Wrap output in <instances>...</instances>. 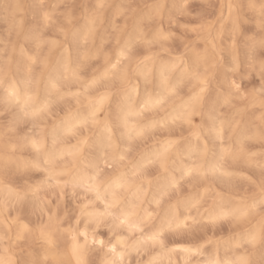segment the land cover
<instances>
[{"label": "snow or ice", "instance_id": "6c2138e0", "mask_svg": "<svg viewBox=\"0 0 264 264\" xmlns=\"http://www.w3.org/2000/svg\"><path fill=\"white\" fill-rule=\"evenodd\" d=\"M104 7L102 2L97 5L98 9ZM165 7L159 3L145 4L144 8L148 11L140 13L133 31L128 33L122 43L117 34L115 62L111 57H106L105 62L110 68H106L102 76L93 78L84 87L86 93L88 88L96 86L101 80H107L113 84L119 82L121 87L127 88L119 105L121 115L115 122L102 121L98 115L109 98L106 94L90 100L86 114L79 111L67 114L54 125L50 134L43 129L36 131L39 126L37 122L52 114L54 106L62 102L66 95L77 98L81 95L80 92H71V85L80 80V73L79 67L73 68L69 61L62 65V71L57 68L48 72L43 81L44 98L42 101L37 99L33 88L39 92L41 80L32 76L33 66L39 61L47 67L46 58L40 59L42 31L29 30L24 34L25 40L37 41L34 55L28 56L23 48L20 49L28 60L26 78L21 81L9 80L10 59L0 65L4 103L19 107L25 117L32 118L34 124L32 133L22 137L15 135L19 119L7 126L3 132L5 144L4 150L0 152V168L5 174L13 166L17 171L43 173V179L38 184L24 189L13 188L0 180V222L7 221L4 213L10 204L23 203L29 198L39 200V193L45 189L58 188L63 195L65 189L70 187L74 195L78 190L83 193L78 212L73 218L66 219L67 212L64 217L59 216L48 209L43 201L40 210L47 215L46 221L41 219L37 224L30 225L19 217L14 218L11 223L17 228V239L27 235L36 240L42 253L33 254L23 262L12 257L0 258V264H132L131 257L134 254L140 256L145 253L150 257L145 264H165V261L167 264H249L247 257L242 255H237L235 259L209 255L203 261L194 260L204 255L205 243H210H199L192 234V224L198 223L193 212L200 213L209 190L204 188L200 194H185L183 190L185 187L199 188L209 177L232 176L233 171L225 167L228 160H244L260 169L258 192L250 203L246 202L242 207L229 209L222 205L214 206L208 210L206 223L216 224L227 219L243 221L259 216L258 227L241 233L232 247L237 249L245 244L264 242V0H248L247 7L256 17L257 32L252 35L241 31L239 15L235 18L232 16L238 6L231 2L226 5L228 17L224 16L225 5L221 4L220 15L209 19L212 14L207 10L210 5H206L196 13L198 23H180L179 17L189 15V5L187 0L173 3L175 15L168 17L169 23L178 24L185 32L195 33L196 40H203V54L192 41L186 45L195 53L192 63L183 56L162 61L158 68V87L161 90L154 95H147L141 101L138 88L129 84L130 76L124 61L131 62L137 57L135 50L141 46L149 53L153 52L155 46L167 51L166 44L175 33L159 26L163 24ZM41 8H44L43 4ZM125 11L120 9L117 14L123 16ZM51 19L52 14L45 11V27ZM226 19L231 20L232 39V66L228 71L237 73L241 66L240 53L237 52V45L241 44L247 66L259 77V86L245 92L242 85L232 79L228 89L218 91L216 98L206 106L205 96L210 78L222 67L221 61L214 56L209 64V47L214 53L216 42L222 41ZM12 20L13 26H16L15 16ZM68 23H71L70 18ZM88 23V32L83 36L85 43L95 30L96 17L90 18ZM19 27L23 29L22 24ZM60 31L65 29L61 27ZM116 31L119 33V29ZM79 34V30L74 31L73 38ZM53 43L59 45L58 41ZM149 62L153 63L151 72L143 70ZM137 67L146 84L157 71L153 55L137 59ZM176 70H181L182 76L178 82L172 83L169 74ZM185 80L194 82L193 92L187 99H182L168 120L162 123L153 121L147 125L137 122L135 118L162 108L170 97L177 96L179 85ZM238 100L247 101V106H258L261 114L259 124L245 127L237 133L240 122L235 117L244 111L236 103ZM224 109H231V116ZM197 116L201 117L199 125L193 123ZM205 119L207 126L204 124ZM183 125L194 129L192 139L186 140L183 147L180 140L170 139L164 147L141 160L129 159L133 143L143 138L149 130ZM89 128L99 130L94 140L81 133L82 129ZM68 137L76 138L77 143L65 149L63 145ZM250 142L259 145V153L250 151ZM28 148L34 153L33 158L18 155ZM173 154L176 159H172ZM66 156L72 158L74 165L79 162L83 166L74 171L60 168L59 163ZM149 167H158L160 170L151 179L147 171ZM5 226L8 227V224L5 223Z\"/></svg>", "mask_w": 264, "mask_h": 264}, {"label": "rangeland", "instance_id": "374dc122", "mask_svg": "<svg viewBox=\"0 0 264 264\" xmlns=\"http://www.w3.org/2000/svg\"><path fill=\"white\" fill-rule=\"evenodd\" d=\"M8 1L12 2L14 0H0V64L3 65L6 60L10 59L11 64L13 63L14 67H16L15 62L19 58L16 50L19 48V46L25 49L26 52L30 54L32 53L34 55L37 52V42L33 40L31 42L28 40L24 41V34L29 30L42 31L43 35L39 41L41 48L40 59L43 60L46 58L48 66L45 67L44 64L40 63L39 61L33 66L34 71L32 76L34 78H39L40 80L42 79L39 93L35 87L33 88V92L36 94L38 100H42L44 97L43 81L46 80L48 72L59 68L61 57L66 51L69 61L72 65L79 62L78 67L80 80L72 83L71 92H80L81 95L79 98L74 95H66L62 102L54 106L52 114L37 122L39 126L36 127V131L43 129L45 133L50 134L54 125H56L67 114L76 113L77 111L85 114L90 100L97 99L101 95L103 96L106 94L109 95V98L103 105L104 108H102V113L104 116L106 115L105 117H107L111 122L115 121V112L119 108L127 88L121 87L119 82L113 84L112 81L107 80H101L96 86L88 88L86 93L84 91V87L93 78L99 77L100 72L104 67V63H106L105 58L111 57L112 59L114 56L117 50V34L120 35L121 42H123L127 34L133 31L132 29L134 28L140 13L142 11H148V9L144 8L145 4L159 3L166 6L163 9V24L159 26H162L165 30L174 32L175 36L167 42V51L160 50L159 46H155L153 52L149 53L146 49L143 50V47L141 46L135 50L137 57H135L131 62H124V65H127L128 72L130 73L129 84L133 87L137 86L139 96L146 89L153 90L155 86V78L152 77L150 82L146 84L144 80L136 75L135 69L137 67V59L142 60V56L144 55H153L155 61H167L176 56H183L185 60H187L189 63H192L193 51L190 48H186V45H189L192 41H195L198 50L202 52V54L205 47L203 40H196L195 33L185 32L179 27L178 24L169 23L168 17L170 15H175V9L172 8L171 3H183L184 0H18L21 5L19 10L12 9V5L8 4ZM101 2L105 5V7L103 9H98L97 5ZM229 2L238 6L233 10L232 16L235 18L237 15H239L241 31L248 35L256 33V17L253 11L247 7L248 0H187L189 5V15L179 17L180 23H198L199 21L197 19L196 13L202 8L206 7V5H210L207 10L212 14L209 19H215L220 15L221 4L225 5L223 12L224 16L228 17V9L226 5ZM41 4L44 5L43 9L41 8ZM7 5L9 7L6 9ZM52 5H55L56 7L53 8ZM120 9L126 10L125 15L121 16L117 14ZM45 11L52 14V19L46 27L43 24V14ZM13 16H15L16 26H13ZM93 16L96 17L97 23L94 30L95 33L93 32L94 34H92L91 38H88L87 43H85L84 39L81 38V35L88 18L90 19ZM69 18L71 19L70 24L68 23ZM20 24L23 25V29L19 27ZM224 24L225 31L222 41L218 40L216 42L217 48L215 52L213 53L211 47H209L208 55L212 58L214 56L216 59L220 60L222 67H220L215 75L210 78L208 91L205 96L206 106L211 103L221 87L222 89H226V87H228L229 82L232 79H235L238 83H240L242 85V89L245 92L259 86V77L247 66V61L242 54L243 49L241 44L237 45V52L240 53L241 66L237 73H231L228 71V68L232 66V58L229 52L232 46L230 33L231 20L226 19ZM61 27H63L65 31H60ZM217 27H219V24ZM116 29H119V33L116 31ZM76 30H79L80 34L74 39L72 33ZM57 41L59 42L58 46L53 43ZM5 45H7V54H5ZM95 49H98L99 51L97 52V55L96 53H92ZM87 51H91V53L88 54ZM90 54L93 55L90 56ZM211 60H209V64L211 63ZM11 64L10 74L14 75L13 77H16L15 72L16 69L18 72L19 68H14L13 64ZM22 70L23 69L20 67V72L17 75L18 78L23 76L22 72L24 71ZM177 71L178 70L173 71L174 79H178L177 77H179L176 76ZM41 73H43V75H41ZM10 74L9 77L11 76ZM193 88L194 82L185 80L184 83L179 85L178 95L175 96V98L170 97L162 108L145 112L141 119H139V122L145 125L150 124L153 121L160 122V119L165 117L170 112L171 108L179 106L182 99H187V97L192 94ZM67 91L68 89L66 87L65 92L67 93ZM3 97L4 91L0 87V136L2 143L5 144L3 132L12 121L16 119L20 120L15 133V135L19 137H22L26 134H31L34 124L32 118L25 117L23 111L19 107H16L15 105H6L3 101ZM236 103L240 105V107L244 108V111L240 112L235 117V119L240 122L237 128L243 125L245 127H250L260 123L259 118L261 110L258 106H247L248 102L245 100H238ZM166 104H169L168 107ZM223 111L227 112L229 116H231V109H224ZM193 123L195 125L201 124V117H195ZM204 124L207 126L206 119L204 120ZM98 131V129L89 128L87 130L82 129L81 133L83 136L89 137L90 140H94L98 134ZM192 131H194V129H190L187 125L172 127L171 129L160 127L151 129L144 135L143 138L138 139L133 143L132 151L129 154V159L132 161H138L140 157L146 154V152L150 153L153 150L159 148L161 144L172 139V137L173 140H180L181 147H183L186 140L192 139ZM117 135H119V132H117ZM66 141V144L63 145L65 149H68L71 145L77 143V139L74 137H68L66 138ZM4 144H2L0 152L4 150ZM50 144L51 139H49V145ZM249 149L250 151L257 153L260 151L259 145L252 144L251 142L249 144ZM19 153L18 155L29 159L33 158L34 156L33 152H31L29 148ZM65 160L67 161V159H64L63 162ZM243 161L244 160L239 162L232 161L231 163V161L228 160L226 162L225 167L234 173L232 177L227 180V182L221 177H219V179L215 177H209L207 182L199 188L188 189L185 187L183 191L185 194L188 192H198L204 185L210 184L209 187L210 190H212L210 192L213 195L218 194L226 198L237 195V197H240L250 203L252 197L258 192L257 185L261 179L260 169L256 167L254 163L250 164L247 161ZM63 162L61 161L59 163V167L63 166ZM13 170H8L5 174L7 177L5 175L4 176L7 178V181L13 183L18 189H24L29 185L38 184L43 179V176L37 171L25 172L14 170L13 172ZM9 171L11 172L9 173ZM147 171L148 174L150 173L149 178L151 179V177H153L154 174L156 176L160 170L158 167H149ZM82 195L83 193L79 192V190L77 194L74 195L70 187L65 189L63 195L58 188L45 189L39 193V200H33L32 198H29L23 203L10 204L11 206L9 205V208L4 214L9 219L19 215L18 217L26 218L30 224L35 225L41 219L45 221L47 220V215L42 213L40 210L41 201H43L46 202L48 209L56 212L59 216L64 217V214L67 212L68 216L66 219H69L71 217L73 218L78 212V204L81 202ZM259 220L260 217L255 216L254 218H249L248 220H244L241 223L236 220L227 219L217 222L216 224H209L206 223V221L204 222V220H200V222L196 224H192V222H190V224L194 225L192 226V233L197 238V242H199V238L202 234H206V236H210L212 238L213 243L215 244L221 242L222 240L225 242L234 239L238 234L243 233L254 224L259 223ZM14 227V224H11L9 235H7L6 238H0V248L3 246V248L8 250L7 253L10 256L18 261L23 262L30 259L37 249L38 251L36 253H39L41 247H39V242L34 239L30 240L24 237L20 240L12 237L14 236L13 233L15 232ZM33 241L34 243H37L34 244ZM26 243L28 245H26ZM208 244H206V253L210 254L211 244ZM259 250L260 252L262 250L260 246H249L246 244L244 248L240 247L235 251L244 253L248 256L250 255L252 260L255 258L254 261L250 260L249 263L255 264V260L257 258L256 256L260 254ZM31 253L33 254L31 255ZM149 258L150 257L147 253L140 256H136L134 254L131 257V261L132 264H145ZM201 259L202 256L199 258H194V260L199 261H201ZM260 261L261 260H259L257 263L264 264L263 261Z\"/></svg>", "mask_w": 264, "mask_h": 264}, {"label": "bare ground", "instance_id": "6f19581e", "mask_svg": "<svg viewBox=\"0 0 264 264\" xmlns=\"http://www.w3.org/2000/svg\"><path fill=\"white\" fill-rule=\"evenodd\" d=\"M3 3V2H2ZM174 2H172L171 3V5L173 4ZM8 4H11L12 5V9H14V10H19L20 8H21V5H20V2L18 1V0H14V1H12V2H9L8 1ZM4 5H6V4H4ZM8 6V5H7ZM17 6H19V7H17ZM8 19V18H7ZM89 18H88V20H87V22H86V24H85V27H84V30H83V33H82V35H81V38L83 39V36H84V34L85 33H87L88 32V28H89ZM97 25V23H95V26ZM80 29V28H79ZM133 30V29H132ZM95 33V32H94ZM93 33V34H94ZM128 35V34H127ZM92 36V35H91ZM91 36H89V38H91ZM127 38V36L125 37V39ZM24 41H27V40H24ZM33 41H35V40H33ZM31 42V41H30ZM35 42H37V41H35ZM75 42V41H74ZM122 43V42H121ZM170 43V42H169ZM182 44V43H181ZM51 45V44H50ZM24 47V46H23ZM228 48V47H227ZM20 49H21V47L19 46V48H17V54H18V56H19V58L16 60V62H15V66L16 67H14V64H13V67L14 68H19L20 69V67L23 69L22 71H24V72H22L21 74L23 75L22 77H20V78H18L17 77V75L19 74V69H18V72H17V69H16V77H13L14 75H11L10 77H9V80H16V81H21V80H23L24 78H26L27 76H28V69H27V66H28V60H27V58H26V55H23V54H21V51H20ZM86 49V48H85ZM173 49V48H172ZM63 50V49H62ZM143 50H144V48H143ZM161 50V49H160ZM171 50V49H170ZM24 52L28 55V56H30V55H33L32 53L30 54V53H28V52H26V50L24 49ZM88 52V51H87ZM97 52H99L98 51V49L96 50H93V54H95L96 53V55H97ZM116 52H117V50H116ZM116 52H115V54H114V56L112 57V60H113V62H115V58H116ZM191 52V51H190ZM229 52H230V56H231V58H232V50H229ZM89 53H91V51L90 52H88V54ZM193 53V57H192V62H193V60L195 59V53L194 52H192ZM93 54H90V56L91 55H93ZM201 54H202V52H201ZM62 55V54H61ZM139 56V55H138ZM209 56V55H208ZM213 56V55H212ZM141 57V56H140ZM143 57V56H142ZM177 57V56H176ZM52 58V57H51ZM105 58V57H104ZM211 58L212 57H210L209 56V60H211ZM232 60V59H231ZM58 61V60H57ZM137 61V60H136ZM168 61V60H167ZM67 62H69V58H68V55H67V51L65 52V54L61 57V61H60V66H59V69L62 71L63 69H62V65L64 64V63H67ZM124 62H128V61H124ZM162 61H155V67H156V69H157V71L155 72V74H153V75H151L150 76V79L152 78V77H154L155 78V86H154V88H153V90H149V89H146V90H144L142 93H141V95L139 96L140 97V99H141V101L147 96V95H149V94H156L158 91H160L161 89L158 87V85H159V74H158V68H159V65H160V63H161ZM4 63V62H3ZM79 63V62H78ZM78 63L77 64H74V65H72V67L73 68H77L78 67ZM230 63V62H229ZM11 64V65H12ZM1 65V64H0ZM129 65H131V64H129ZM230 65V64H229ZM48 66V65H47ZM55 66V65H54ZM133 67V66H132ZM54 68V67H53ZM106 68H110V65H108V64H106V63H104V67L102 68V70H101V72H100V75H99V77L100 76H102V74L105 72V70H106ZM128 68V67H127ZM131 68V67H130ZM50 69H51V67H50ZM152 69H153V63L152 62H149L148 63V65H147V68L146 69H143V70H145V71H149V72H151L152 71ZM49 71V70H48ZM132 73V72H131ZM135 73H136V75L137 76H139L142 80H144V78L142 77V76H140L139 75V71H138V67H136V69H135ZM130 74V73H129ZM176 76H179V77H177L178 79H174L173 78V72L172 73H170L169 74V79H170V81L172 82V83H176V82H178L179 81V79L181 78V76H182V71L181 70H178L177 71V75ZM37 77V76H36ZM42 80V79H41ZM131 82V81H130ZM150 82V81H149ZM230 83V82H229ZM82 84V83H81ZM138 84H139V82H138ZM223 84V83H222ZM139 86V85H138ZM112 87V86H111ZM134 87H137V86H134ZM2 89H3V87H1ZM124 88V87H123ZM152 88V87H151ZM228 89V87H226V89H222V87H221V89L219 90V91H226ZM196 90H198V88L196 89ZM3 91H4V89H3ZM39 93V92H38ZM5 94V93H4ZM216 95H217V93H216ZM216 95H215V97L213 98V100L216 98ZM102 96V95H101ZM109 96V95H108ZM44 98V97H43ZM175 98V97H174ZM38 99V98H37ZM43 100V99H42ZM41 100V101H42ZM173 100V99H172ZM181 100V99H180ZM179 100V101H180ZM212 100V101H213ZM178 101V102H179ZM176 103V102H175ZM209 103V102H208ZM178 104V103H177ZM167 105V104H166ZM169 105V104H168ZM168 105H167V107H168ZM180 106V105H179ZM179 106H176V107H173V108H171V110H170V112L165 116V117H163L162 119H160V123L161 122H164L165 120H168L169 118H170V116H171V114L173 113V111L175 110V109H177ZM104 108V107H103ZM87 111H88V108H87ZM87 111H86V113H87ZM112 111V110H111ZM110 112V111H109ZM85 113V114H86ZM98 115H99V117H100V119L102 120V121H110L107 117H105L104 115H103V113H102V111L100 112V113H98ZM121 115V113H120V108H118L117 110H116V112H115V121H117L118 120V118H119V116ZM108 116V115H107ZM143 116V115H142ZM141 116V117H142ZM141 117H138V118H135L136 120H137V122L138 123H140L139 121V119H141ZM111 119V118H110ZM114 121V122H115ZM242 121V120H241ZM111 122V121H110ZM140 124H142V123H140ZM239 126V125H238ZM248 126V125H247ZM243 128H245V126L243 125V126H241V127H238L237 128V133L241 130V129H243ZM31 129V128H30ZM121 131H123V129H121ZM185 131V130H184ZM172 139H173V137H172ZM175 139V138H174ZM167 142V141H166ZM166 142H164L163 144H161L160 145V147L159 148H157V149H155V150H153L152 152H150V153H147L146 152V154H144L142 157H147V156H149L151 153H153V152H155V151H157V150H159V149H161L162 147H164L165 146V144H166ZM2 144H4V143H2V140H1V136H0V148L2 147ZM125 144H127V141L125 140ZM4 147V146H3ZM30 149V148H29ZM31 150V149H30ZM31 152H32V150H31ZM20 154V153H19ZM34 154V153H33ZM67 157V156H66ZM65 157V159H67V161L65 160L64 162H63V166L62 167H60V168H67V169H70V170H72V171H74L76 168H78V167H82L83 165L82 164H80L79 162H77L75 165L73 164V161H72V158L71 157H67L66 158ZM142 157H140L139 158V160H141V158ZM172 159H176V157H175V155L173 154V156H172ZM229 161H231V163H232V160H229ZM242 161V160H241ZM244 162V161H243ZM246 162V161H245ZM230 164V163H229ZM10 169H14V170H16V168L13 166V167H11ZM9 169V170H10ZM14 170H13V172H14ZM17 171V170H16ZM157 171V170H156ZM231 171V170H230ZM11 171H9V173H10ZM38 172V171H37ZM42 176H43V173H41V172H39ZM157 173V172H156ZM150 174V173H149ZM5 172L3 171V169L2 168H0V180H4L5 182H7V183H9L10 184V186L11 187H13V188H16L15 186H14V184L13 183H11V182H9V181H7V178H5ZM154 176H155V174H154ZM153 176V177H154ZM7 177V176H6ZM150 177V176H149ZM153 177H151V178H153ZM232 176H224V177H221V178H224L225 180H226V182H227V180H229L230 178H231ZM28 178V177H27ZM65 178H67V177H65ZM12 179V178H11ZM219 179V178H218ZM223 180V179H222ZM36 185V184H35ZM209 185L210 184H206V185H204L198 192H195V193H198V194H200V193H203L204 192V188H207L209 191H208V193H207V196H206V200H205V202H204V204H203V207L200 209V213L198 214V213H196L195 211L193 212V216L196 218V220H198V222H200V220H204V222L206 221V217H207V215H208V210H211V209H213V207L215 206V207H219V206H224V207H226V208H229V209H231V208H237V207H242L247 201H245L244 199H242V198H240V197H237V195L236 196H232V197H229V198H226V197H223V196H220V195H218V194H216V195H213L210 191H212V190H210V187H209ZM28 186V185H27ZM213 187V186H212ZM212 189H214V188H212ZM190 191V190H189ZM216 191V190H215ZM213 193H214V191H213ZM221 193V192H220ZM240 195V194H239ZM229 196V195H228ZM209 198H211V199H209ZM60 199V198H59ZM49 203V202H48ZM247 203H249V202H247ZM26 204V203H25ZM11 206V205H10ZM58 206V205H57ZM20 208V207H19ZM9 211V210H8ZM20 211V210H19ZM17 212V211H16ZM23 213V212H22ZM38 213V212H37ZM12 214H13V212H12ZM16 214V213H15ZM10 215V214H9ZM23 215V214H22ZM63 215V214H62ZM65 215V214H64ZM6 216V215H5ZM14 216V215H13ZM19 216V215H18ZM18 216H14V218H17ZM20 216H21V214H20ZM74 216V215H73ZM27 217V216H26ZM30 217V216H29ZM62 217V216H61ZM14 218H8L7 219V221L6 222H0V238H6L7 237V235H9V233H10V231H9V227H11V221L14 219ZM72 218V217H71ZM19 219L22 221V222H24V223H29V221L26 219V218H22V217H19ZM249 219V218H248ZM247 219V220H248ZM237 221V220H236ZM244 221V220H243ZM243 221H238V222H243ZM191 222V221H190ZM189 222V223H190ZM5 223H7L8 224V227H6L5 226ZM202 224H204V223H202ZM254 224V223H253ZM30 225H32V224H30ZM205 225V224H204ZM15 226V225H14ZM192 226H194V225H192ZM255 227H258V223H256V224H254L253 226H251L249 229H251V228H255ZM14 228H15V232H14ZM13 228V234H14V236H12V237H14L15 239H17V228H16V226ZM247 231V230H246ZM243 232V231H242ZM245 232V231H244ZM199 233H201V232H199ZM203 233V232H202ZM193 234V233H192ZM209 234V233H208ZM211 235H212V233H211ZM239 235L240 234H238L234 239H232V240H230V241H221V242H219V243H213V240H212V238L209 236H206V234H202L201 235V237L199 238V243H205V242H210L209 244H211V253L210 254H208V253H206V244H208V243H205V252H204V256H202V259H201V261H203V260H205L209 255H211V256H213V257H216V256H219L221 259H224L225 257H230V258H232V259H235V257L237 256V255H242V256H245V257H247V259H248V261H249V263H250V260H252V257H250V255L248 256V255H246V254H244V253H240V252H237V251H235L236 249H234L233 247H232V244L234 243V241L239 237ZM214 236V235H213ZM212 236V237H213ZM234 236V235H233ZM11 237V238H12ZM25 238H28L27 237V235H25L24 236ZM23 239V238H22ZM28 239H30V238H28ZM216 239V238H215ZM223 239V238H222ZM21 240V239H20ZM31 240V239H30ZM218 241V240H217ZM21 242H23V241H21ZM13 243V242H12ZM15 243V242H14ZM33 243H34V241H33ZM35 243H37V242H35ZM34 243V244H35ZM208 244V245H209ZM26 245H28L27 243H26ZM246 245V244H245ZM245 245H243L242 247L244 248V246ZM248 245V244H247ZM255 245H257V246H260V248H262V250H261V252H260V250H259V255L258 256H256L257 258H256V260H255V264L259 261V260H261L260 262H264V242H257ZM255 245H249V246H255ZM33 246V245H32ZM1 247V246H0ZM27 247V246H26ZM37 247V246H36ZM39 247H41V246H39ZM2 248H3V246H2ZM2 248H0V250L2 249ZM252 248V247H251ZM5 249L6 248H3L2 250H1V254H0V258H5V259H7L8 257H12V256H10L8 253H7V251H5ZM34 251H36V250H34ZM37 251H38V249H37ZM36 251V252H37ZM32 252V251H31ZM35 252V253H36ZM34 253V254H35ZM39 253H42V248L39 250ZM33 253H31V255H32ZM37 254V253H36ZM13 258V257H12ZM27 258V257H26ZM199 258V257H198ZM255 259V258H254ZM254 259L252 260V261H254ZM167 263V261H165V264ZM258 264V263H257Z\"/></svg>", "mask_w": 264, "mask_h": 264}]
</instances>
